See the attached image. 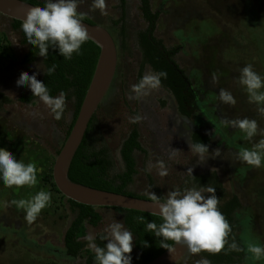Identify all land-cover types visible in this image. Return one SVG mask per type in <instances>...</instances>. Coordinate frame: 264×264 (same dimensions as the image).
Listing matches in <instances>:
<instances>
[{"label":"rangeland","instance_id":"obj_1","mask_svg":"<svg viewBox=\"0 0 264 264\" xmlns=\"http://www.w3.org/2000/svg\"><path fill=\"white\" fill-rule=\"evenodd\" d=\"M77 3L78 12L111 32L119 53L116 76L95 114L93 146L106 147L114 159L115 172L123 171L122 143L132 128L138 129L145 153H135L138 172L128 188L138 194L152 193L167 199L172 190L192 186L187 174L189 168L192 175L215 172L225 192L222 202L233 196L240 202L235 233L242 240L245 256L232 264H264V256L255 260L247 251L249 244L264 246V167H252L238 158L239 151L251 149L264 136L257 135L249 141L239 129L219 124L221 118L247 117L255 119L259 129L264 130V113L257 110L255 103H249L239 84L240 70L247 64H252L264 77V0H151L152 11L159 13L154 36L168 50L179 48L170 59L196 92V97L187 99L185 110L162 83L139 101L127 98L130 86L139 81L143 63L138 34L148 28L140 0H130L126 5L125 38L120 26L111 22L123 14L120 0H106V14L92 8L93 0H77ZM0 36L5 37L0 47V90L12 100L0 106V147L14 154L17 160L34 162L41 169L35 187L6 188L0 184V264H85V251L76 257L66 251L64 236L75 213L55 189L52 175L57 151L64 143L65 130L73 116L74 99L66 100L61 121L53 119L38 98L31 103L20 101L30 91L27 86H16L20 75L35 73L41 81L45 65L41 56L31 64L22 63L28 46L22 43L21 33L13 28L11 18L0 15ZM123 42H126L124 49ZM151 72L156 71L146 64L143 75ZM221 89L234 95V106L220 102ZM137 114L144 119L129 123V117ZM195 133L210 138L209 151L203 160L190 148ZM170 152L175 153L171 159ZM159 161L167 168L166 176L159 175ZM149 164L151 171L146 172ZM41 189L52 193L51 204L29 224L24 211L9 206V202L28 199ZM98 211L102 221L97 227L87 225L86 235L91 233L94 239L106 236L103 229L110 222H119L128 230L123 214L112 208H98ZM132 245L133 264L139 254L133 235ZM204 259L199 253L189 252L177 264H200Z\"/></svg>","mask_w":264,"mask_h":264},{"label":"clouds","instance_id":"obj_2","mask_svg":"<svg viewBox=\"0 0 264 264\" xmlns=\"http://www.w3.org/2000/svg\"><path fill=\"white\" fill-rule=\"evenodd\" d=\"M21 3L27 8L21 30L25 34L27 43L38 49L39 56L46 58L50 45L58 48L59 54L64 59H71L74 53L80 54L81 46L89 40L90 34L78 13L77 0H55L45 3L42 8L28 7L26 0H21ZM92 8L99 9L101 14H106V0H93ZM55 67V65L50 67L47 74L51 75ZM162 78H167L166 71L146 73L136 84L130 86L127 98L141 100L161 86ZM239 84L247 93L249 103H255L257 110L264 113V91H258L264 88V77L254 70L252 64H247L240 70ZM16 86L18 88L27 86L32 96L37 97L52 114L53 119L59 121L63 118L67 108L64 92L55 97L51 96L46 84L37 80L35 73L32 75L22 73ZM219 100L230 106L236 104L234 95L225 89L219 91ZM143 119L142 115L137 114L129 117V123H140ZM219 124L224 128L239 129L249 141H252L254 136H264V130L259 129L255 119L221 118ZM190 148L201 160L209 151L208 146L201 142L192 144ZM174 154L170 152L169 159ZM238 158L252 167H264V138L254 143L251 149L245 148L239 151ZM158 167L159 175L168 174L163 161L158 162ZM151 168L152 165L149 164L145 171H151ZM40 171L41 169L34 162L25 163L21 159L17 160L14 154L0 147V184L4 187H35L38 184L37 174ZM187 174L191 177V168L187 170ZM204 193L209 195L206 196ZM146 194L151 201L157 203V210L163 220L159 228L155 222H149L147 229L155 230L157 235L186 245L191 254L202 251L217 254L225 249L233 226L220 210L219 198L214 187L193 185L183 189L177 188L169 192L163 204L159 203V198L155 194ZM51 200L52 193L41 189L28 199L10 201L9 206L15 205L18 210H23L25 220L31 224L36 221L41 211L51 204ZM137 219L143 221V216ZM103 230L107 233L106 236L101 237L107 241L104 247L94 242V235L91 233L84 237L89 241L88 248L94 251V264H132L131 231L124 229L119 222H110ZM231 247L235 251H241L234 242ZM247 251L252 253L255 260H260L264 256V246L259 244H249ZM200 264H209V261L204 259Z\"/></svg>","mask_w":264,"mask_h":264},{"label":"trees","instance_id":"obj_3","mask_svg":"<svg viewBox=\"0 0 264 264\" xmlns=\"http://www.w3.org/2000/svg\"><path fill=\"white\" fill-rule=\"evenodd\" d=\"M26 1L40 7H44L45 3H47L43 0ZM128 1L130 0H120L123 14L121 18L112 19L111 21L114 26H120V33L123 38L127 36L124 20L126 16L125 9ZM140 8L144 19L148 22V28L138 34L139 47L143 57L139 79L143 75L146 64H150L156 72L166 71L167 78H162L161 83L173 92L180 108L185 110L186 102L189 98L184 92L187 83L185 82L183 71L179 70L174 62H170L179 48L174 47L173 49L168 50L164 43L154 36V30L159 13L152 11L151 0H140ZM78 13L81 15L82 20L90 23L95 22L88 15L81 12ZM22 22L23 21L12 19V26L15 30L20 31L22 43L28 46V51L22 57L21 61L24 64H31L39 57L38 49L27 43L25 34L21 30ZM4 39L0 36V47ZM125 46L126 42H123V49ZM100 52V46L93 40L89 39L81 46L80 54L77 55L74 53L71 59H64L63 56L59 54L58 48L51 45L49 46L47 57H42L45 65V72L41 81L48 87L50 95L55 97L61 92H64L66 94V100L72 98L74 99L73 116L70 123L66 127V137L69 135L76 121L87 89L95 72ZM53 65L56 66L55 70L51 75H48V69ZM19 99L24 103H31L37 99V97L32 96L31 91H29L27 95L21 96ZM10 102H12L11 98L5 96V94L0 91V106L3 103ZM63 119L64 116L61 120ZM95 121L96 115L92 118L84 140L78 148L71 163L69 170L70 179L74 182L82 183L97 189L149 199L148 195L138 194L128 189L129 185L134 181V176L138 172L135 153L137 151L145 153V149L139 140L140 134L138 129L136 127L132 128L128 136L123 141L121 157L125 164V169L120 172H115V162L110 151L106 147L95 148L93 146V133L96 130ZM209 139V136L195 133L193 136V143L201 142L207 145ZM57 152H59V150ZM190 180L192 186H212L215 188L216 195L219 198L220 210L233 226L232 234H230L227 238V244L224 250L217 254L208 253L206 251H202L199 254L204 256L209 261V264H232L236 262L233 254L238 255L242 253V255L245 256L242 240L235 233L236 225L233 223L231 215L232 211L235 210L237 206H240L238 198L233 196L229 200L222 202L225 192L222 188V183L220 182L218 175L214 172L206 175H192ZM54 185L55 189L58 190L56 184ZM61 195L62 198H66L62 193ZM158 198L159 200L166 201L164 197ZM67 201L70 203L72 211L75 213V218L72 220L65 232L64 243L66 251L73 257H76L82 251H85V264H94V251L89 248L86 249L85 246L88 242L79 238L85 235V224L88 223L95 227L99 226L102 221V215L95 206L82 204L71 199H67ZM112 209L123 214L126 227L135 237V245L139 250V254L133 264H147L175 243L162 235H157L155 230L147 229V224L149 222H155L157 228H159L160 224L163 222L160 215L121 207H115ZM139 216H143V221L137 219ZM94 242L100 247H104L107 243L106 240L104 241L101 237L96 238ZM233 242L241 248V251H235L232 249L231 245ZM165 245L168 247H165Z\"/></svg>","mask_w":264,"mask_h":264},{"label":"water","instance_id":"obj_4","mask_svg":"<svg viewBox=\"0 0 264 264\" xmlns=\"http://www.w3.org/2000/svg\"><path fill=\"white\" fill-rule=\"evenodd\" d=\"M26 3L28 7H40L27 1ZM26 11L27 8L22 5L21 0H0L1 16L23 21ZM82 23L88 29L89 39L100 46L101 52L76 121L55 158L52 175L56 187L67 199L82 204L97 208L121 207L161 216L157 210V203L150 199L97 189L74 182L69 177V170L74 156L84 140L92 118L112 86L119 61L117 43L111 32L97 22L90 23L82 20ZM165 202L164 200H159L160 204ZM188 253L189 250L186 245L175 242L161 255L147 264H177Z\"/></svg>","mask_w":264,"mask_h":264},{"label":"flooded vegetation","instance_id":"obj_5","mask_svg":"<svg viewBox=\"0 0 264 264\" xmlns=\"http://www.w3.org/2000/svg\"><path fill=\"white\" fill-rule=\"evenodd\" d=\"M168 55V54H167ZM171 63H173L172 61H170ZM180 70V69H179ZM178 73H180L179 71H177ZM184 74V73H183ZM184 79H185V82L187 83V85H186V89H185V93L187 94V96L189 97V96H193L194 95V97H196L195 96V90L193 89V87H192V85H191V83H190V80L184 75ZM1 91V90H0ZM29 93V92H28ZM27 93V94H28ZM5 94V93H4ZM5 96H7L6 94H5ZM175 96V95H174ZM8 97V96H7ZM176 98V97H175ZM187 103V102H186ZM123 160V159H122ZM210 173H212V172H204L203 174H201V175H206V174H210ZM215 173V172H214ZM70 204V203H69ZM71 206V205H70ZM240 208V206H237L236 208H235V210H233L232 211V219H233V223L234 224H236L237 222H236V214H237V211H238V209ZM72 210V209H71ZM74 212V211H73ZM75 218V217H74ZM73 218V219H74ZM87 225H90V224H88V223H86L85 224V226L87 227ZM238 225V224H237ZM92 226V225H91ZM95 227V226H94ZM85 232H87L86 230H85ZM86 236V234L83 236V238L81 237V238H79V239H81V240H83V241H87L88 243H87V245L85 246L86 247V249L88 248V244H89V241L88 240H85L84 239V237ZM134 236V235H133ZM97 238V237H96ZM95 238V239H96ZM94 239V240H95ZM234 255V257H235V260L237 261V258H238V260H243L244 259V255H242V253L241 254H238V255H235V254H233ZM85 262H86V260H85Z\"/></svg>","mask_w":264,"mask_h":264}]
</instances>
